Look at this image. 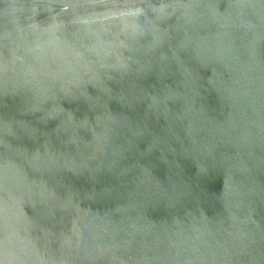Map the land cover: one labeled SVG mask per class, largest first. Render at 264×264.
I'll use <instances>...</instances> for the list:
<instances>
[{
	"label": "water",
	"instance_id": "water-1",
	"mask_svg": "<svg viewBox=\"0 0 264 264\" xmlns=\"http://www.w3.org/2000/svg\"><path fill=\"white\" fill-rule=\"evenodd\" d=\"M0 264H264V0H0Z\"/></svg>",
	"mask_w": 264,
	"mask_h": 264
}]
</instances>
